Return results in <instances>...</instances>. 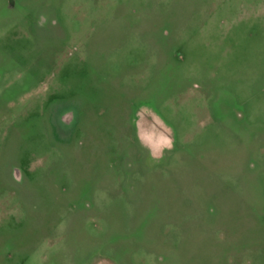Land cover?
I'll return each mask as SVG.
<instances>
[{"label":"rangeland","instance_id":"1","mask_svg":"<svg viewBox=\"0 0 264 264\" xmlns=\"http://www.w3.org/2000/svg\"><path fill=\"white\" fill-rule=\"evenodd\" d=\"M0 264H264V0H0Z\"/></svg>","mask_w":264,"mask_h":264},{"label":"clouds","instance_id":"2","mask_svg":"<svg viewBox=\"0 0 264 264\" xmlns=\"http://www.w3.org/2000/svg\"><path fill=\"white\" fill-rule=\"evenodd\" d=\"M143 111V109H142ZM139 115V113H137ZM137 138L140 140L142 146L148 149L153 158L157 157V152L153 151V143L159 145V153L162 154L165 149H170L172 146V140L170 136L160 133L159 136L155 132L146 131L144 136L140 133V123L137 122Z\"/></svg>","mask_w":264,"mask_h":264}]
</instances>
